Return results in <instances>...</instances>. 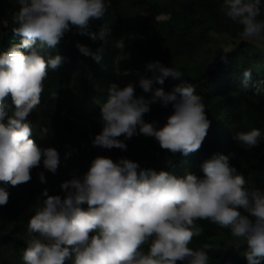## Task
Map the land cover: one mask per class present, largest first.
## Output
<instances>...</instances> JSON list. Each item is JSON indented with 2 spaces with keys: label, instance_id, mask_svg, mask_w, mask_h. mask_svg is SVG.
Listing matches in <instances>:
<instances>
[{
  "label": "clouds",
  "instance_id": "1",
  "mask_svg": "<svg viewBox=\"0 0 264 264\" xmlns=\"http://www.w3.org/2000/svg\"><path fill=\"white\" fill-rule=\"evenodd\" d=\"M17 2L20 7L13 22L18 26L13 32L22 40L0 52V182L14 187L30 182L32 170L41 163L53 174L60 163L55 148H41L31 138L33 129L27 119L41 105L49 69H57L63 61L60 55L46 58L45 51L55 48L73 28L93 41H105L110 34L108 24H103L98 33L89 28L92 21L104 18L111 6V0ZM220 10L242 26V40L264 39V20L258 19L261 0H223ZM76 46L85 56L101 61V55L92 54L87 46ZM114 46L123 51V39ZM146 67L153 76H141L139 86L151 93L150 98L137 96L131 82L123 88L111 84L107 102L101 106L102 130L92 140L93 146L126 151L124 141L142 134L155 138L160 148L172 156L198 151L211 126L203 98L191 83L181 79L183 73L179 70L160 61ZM251 75V69L242 73L245 89ZM169 77L182 82L170 92L163 87L153 88ZM254 91L264 94V80L255 85ZM156 103L173 108L160 128L143 119ZM233 138L250 150L264 135L253 128L237 132ZM230 155H214L203 162V178L191 172L178 178L168 171L140 168L127 158L114 162L97 156L82 177L72 174L60 185L63 198L49 195L47 189L42 192L46 199L28 225L25 264H209L207 246L201 250L189 247L203 234L197 223L202 220L229 229L234 238L246 242L248 264H261L264 189L249 187L248 180L230 165ZM38 176L41 183H46L43 172ZM8 201V192L0 188V206ZM83 204H87L86 210Z\"/></svg>",
  "mask_w": 264,
  "mask_h": 264
},
{
  "label": "trees",
  "instance_id": "2",
  "mask_svg": "<svg viewBox=\"0 0 264 264\" xmlns=\"http://www.w3.org/2000/svg\"><path fill=\"white\" fill-rule=\"evenodd\" d=\"M222 3L223 0H111L104 18L92 21L89 28L98 33L103 24H108L110 34L105 41H93L73 28L55 48L45 51L46 58L60 55L63 61L57 69H49L41 105L27 119L33 129L31 138L41 148H55L60 154V163L55 174L42 169L46 183L40 182L37 168L32 170L28 183L14 187L0 182V188L9 194L7 205L0 206V244L10 248L8 257L0 250V264H25L23 253L29 239L28 225L46 199L42 192L47 189L49 195L63 198L65 193L60 185L70 180L72 174L79 172L83 176L97 156L114 162L127 158L137 162L140 168L168 171L178 178L188 172L203 178V162L214 155L233 154L229 156V163L248 180V186L264 189V138L250 150L233 138L237 132L253 128L264 135V94L257 95L254 91L255 85L264 80V42H244L238 52H224L214 34L238 38L242 26L220 10ZM19 7L17 0H0V14L5 23L0 28V52L22 40L13 32L18 26L13 22V15ZM139 9L143 13L138 15L135 10ZM258 19L264 20V0H261ZM121 39L125 44L123 51L114 46ZM78 43L87 46L92 54L101 55V61L97 63L92 55L82 54L76 46ZM207 47L209 54L203 56L202 51ZM155 61L182 72L181 79L191 83L196 94L203 98L211 126L201 148L187 156L179 153L172 156L160 148L155 138L140 134L124 141L126 151L93 144L88 151L84 138L90 132L94 139L102 130L101 106L107 102L110 85L115 83L123 88L131 82L137 96L150 98L151 93H145L139 86V78H152L153 73L146 66ZM245 69L252 70L246 89L242 77ZM181 82L169 77L163 85L154 84L153 88L163 87L170 92ZM7 102L11 109L10 95ZM150 108L143 119L146 123L155 122L157 128L163 127L173 113L171 105L164 108L156 103ZM65 153L69 155L66 157ZM81 207L86 210L87 204ZM197 223L203 228V234L189 247L201 250L207 246L209 264H248L247 247L233 252L226 248L225 242L212 244L219 236L227 240L231 234L229 229L206 220Z\"/></svg>",
  "mask_w": 264,
  "mask_h": 264
},
{
  "label": "rangeland",
  "instance_id": "3",
  "mask_svg": "<svg viewBox=\"0 0 264 264\" xmlns=\"http://www.w3.org/2000/svg\"><path fill=\"white\" fill-rule=\"evenodd\" d=\"M136 13L139 15V14H142L143 13V10L139 9V10H135ZM164 18V17H162ZM5 25L4 23V19H3V16H1L0 14V28L3 27ZM213 38L215 39V41L218 43V45L223 49L224 52L226 53H230V52H238L237 50L239 49V47L244 43V42H255V43H260V42H264V39L262 40H259V41H244L241 39V37H238V38H232L226 34H214ZM209 50V47L205 48L203 51H202V54L203 56L206 55L207 53L209 54L208 52ZM88 125V128L90 126V123H87ZM92 133H88L86 136H85V144L88 145L87 149L88 151L90 150V147L89 145L92 144ZM100 149V148H98ZM43 164L41 163V167L40 168H37V170L39 172L42 171L43 169ZM34 174H36V172H33ZM78 176H81L82 177V173H76ZM212 244H215V245H218L220 242H225V246L228 250H231L233 252H237L240 248H246L247 245H246V242L245 241H242V240H238L236 238H234L231 234H229V237L227 240H225V238L223 236H219V237H216L215 239H213L212 241ZM0 250L1 252H4L3 254L6 255L7 257L10 256V248L6 245V244H0Z\"/></svg>",
  "mask_w": 264,
  "mask_h": 264
}]
</instances>
